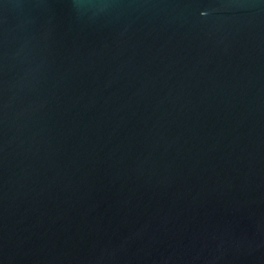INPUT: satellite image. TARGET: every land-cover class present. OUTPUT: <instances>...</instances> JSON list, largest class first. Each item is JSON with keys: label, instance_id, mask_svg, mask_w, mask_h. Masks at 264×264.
Listing matches in <instances>:
<instances>
[{"label": "water", "instance_id": "obj_1", "mask_svg": "<svg viewBox=\"0 0 264 264\" xmlns=\"http://www.w3.org/2000/svg\"><path fill=\"white\" fill-rule=\"evenodd\" d=\"M0 264H264V0H0Z\"/></svg>", "mask_w": 264, "mask_h": 264}]
</instances>
